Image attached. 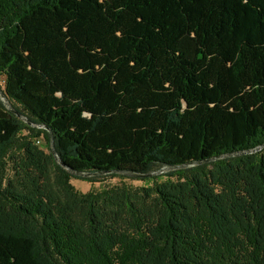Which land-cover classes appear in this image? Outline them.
<instances>
[{"label": "trees", "instance_id": "1", "mask_svg": "<svg viewBox=\"0 0 264 264\" xmlns=\"http://www.w3.org/2000/svg\"><path fill=\"white\" fill-rule=\"evenodd\" d=\"M0 76V264H264V0H0Z\"/></svg>", "mask_w": 264, "mask_h": 264}, {"label": "rangeland", "instance_id": "2", "mask_svg": "<svg viewBox=\"0 0 264 264\" xmlns=\"http://www.w3.org/2000/svg\"><path fill=\"white\" fill-rule=\"evenodd\" d=\"M0 89L1 91L3 90V78L0 76ZM37 144H40V142L36 141ZM169 169H164L163 171H166ZM162 171V172H163ZM161 172H158L156 174H159ZM71 184L79 191L86 192L88 191L91 187L99 188L105 185H112V184H118L121 182H126L135 186H141L145 185L146 182L143 180L139 179H132V178H119V177H112V178H106L102 182H96V183H90L81 179H71Z\"/></svg>", "mask_w": 264, "mask_h": 264}, {"label": "water", "instance_id": "3", "mask_svg": "<svg viewBox=\"0 0 264 264\" xmlns=\"http://www.w3.org/2000/svg\"><path fill=\"white\" fill-rule=\"evenodd\" d=\"M0 98L2 99V101L4 102V104L6 105V107L12 111L13 113L17 114L18 116L21 117L20 113L18 111H16L12 105L8 102L5 94L1 91L0 89ZM51 152L54 156V158L56 159V161L64 166V164L59 160V158L57 157L56 153H55V150H54V146H53V140L51 139ZM180 166H183V165H180ZM176 167H179V166H169V167H163L162 169H160L159 171H156V172H152V173H135V172H129V171H119V173H123L125 175H128V176H132V177H145V176H150V175H153V174H156L158 172H162L164 169H171V168H176ZM66 168V167H65ZM71 174L73 175H77V176H89L90 174L89 173H83V172H78V171H75V170H72V169H69V168H66Z\"/></svg>", "mask_w": 264, "mask_h": 264}]
</instances>
